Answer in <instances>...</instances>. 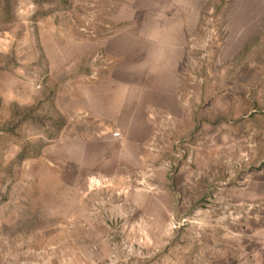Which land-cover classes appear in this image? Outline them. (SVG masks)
<instances>
[{"label": "rangeland", "instance_id": "1", "mask_svg": "<svg viewBox=\"0 0 264 264\" xmlns=\"http://www.w3.org/2000/svg\"><path fill=\"white\" fill-rule=\"evenodd\" d=\"M0 264H264V0H0Z\"/></svg>", "mask_w": 264, "mask_h": 264}, {"label": "crops", "instance_id": "2", "mask_svg": "<svg viewBox=\"0 0 264 264\" xmlns=\"http://www.w3.org/2000/svg\"><path fill=\"white\" fill-rule=\"evenodd\" d=\"M162 82L159 83H154L151 89V92L153 94V100H157L159 102L162 101L163 99H167L170 103H173L177 105V100L175 99L176 97V91H175V80L174 76L172 77L171 73L169 74L168 72V78L167 76L163 73L162 74ZM171 75V76H170ZM173 78V79H172ZM171 85V86H170ZM96 90L92 95L89 96L88 100V113L90 112L91 115L97 116V117H102V116H110V113L108 110H113V116L116 122H121L122 125L127 126L128 133L124 132L123 128H120L123 132L121 135L122 141H119L120 139L117 138H110L112 141L119 142V145L122 144V147L125 148V143L130 142L128 146L133 147V148H140V146H143L145 144L146 140V135H147V119L149 113L143 109L140 105H137L135 109L132 110V108L126 107L123 104L117 105L115 108L112 107H105L104 104V98L101 97L100 92H97ZM154 100V101H155ZM161 106L158 105V108ZM149 121V120H148ZM133 126L136 127L135 132L133 131ZM130 127V129H129ZM126 128V127H125ZM130 130V131H129ZM130 132V133H129ZM123 137V138H122ZM119 155V154H118ZM122 155V153H121ZM120 155V156H121ZM115 158H118V156L115 154ZM110 158H113V155L110 156Z\"/></svg>", "mask_w": 264, "mask_h": 264}, {"label": "built area", "instance_id": "3", "mask_svg": "<svg viewBox=\"0 0 264 264\" xmlns=\"http://www.w3.org/2000/svg\"><path fill=\"white\" fill-rule=\"evenodd\" d=\"M112 136H113L114 138H117V139H120V138H121V134H120L119 131H114V132L112 133Z\"/></svg>", "mask_w": 264, "mask_h": 264}]
</instances>
